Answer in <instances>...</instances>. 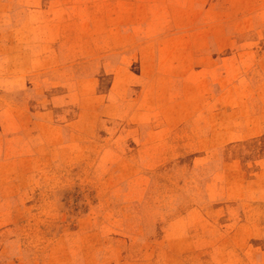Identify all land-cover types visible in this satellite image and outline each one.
<instances>
[{"label": "rangeland", "instance_id": "374dc122", "mask_svg": "<svg viewBox=\"0 0 264 264\" xmlns=\"http://www.w3.org/2000/svg\"><path fill=\"white\" fill-rule=\"evenodd\" d=\"M84 1L0 0V264H264V0H170L146 75Z\"/></svg>", "mask_w": 264, "mask_h": 264}, {"label": "crops", "instance_id": "0c3cea01", "mask_svg": "<svg viewBox=\"0 0 264 264\" xmlns=\"http://www.w3.org/2000/svg\"><path fill=\"white\" fill-rule=\"evenodd\" d=\"M115 1L117 0H89L84 1L83 4L111 6L115 5ZM119 2L122 8L120 11L115 10L116 14L124 16V13L128 12L126 15H129L130 19L122 20L124 23L121 22L123 23L121 29L106 30L93 35L97 40L95 42L96 52L101 53V56H107L123 51L127 58L125 62L127 66L138 65L143 75L147 74L145 70L156 73L159 55H171L177 48L173 38L174 33L177 32L175 31V15L172 16L174 3L170 0H119ZM136 37L141 40L129 46L127 40ZM121 48L123 50H119ZM167 59L164 62H167ZM135 82L128 83L130 86L142 84L141 80ZM115 84L116 86L121 85L120 82Z\"/></svg>", "mask_w": 264, "mask_h": 264}]
</instances>
